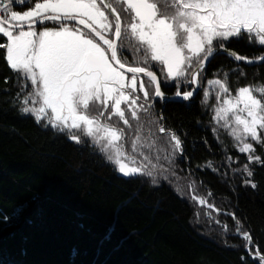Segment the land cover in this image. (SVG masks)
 <instances>
[{"label":"trees","instance_id":"16d2710c","mask_svg":"<svg viewBox=\"0 0 264 264\" xmlns=\"http://www.w3.org/2000/svg\"><path fill=\"white\" fill-rule=\"evenodd\" d=\"M225 47L247 58L264 55V47L243 36ZM3 52L0 264H257L250 251L264 254V144L254 143L252 153L261 162L239 152L235 139L213 118L225 95L217 100L207 82L226 78L235 95L242 86L264 82V64L244 67L219 55L202 71V90L192 103L163 106L153 98V123L141 113L145 146L133 153L135 128H126L124 147L138 161L143 160L139 152L150 156L156 167L148 165L151 176L125 177L91 144H77L19 111V85ZM124 56L132 62L128 51ZM152 70L161 76L156 67ZM162 86L174 95L171 82ZM191 88L180 85L181 92ZM160 125L180 138L182 154L172 155L167 133L157 131ZM245 164L251 177L243 171ZM193 196L214 207L200 205ZM242 233L251 236L248 248Z\"/></svg>","mask_w":264,"mask_h":264},{"label":"snow or ice","instance_id":"6c2138e0","mask_svg":"<svg viewBox=\"0 0 264 264\" xmlns=\"http://www.w3.org/2000/svg\"><path fill=\"white\" fill-rule=\"evenodd\" d=\"M15 4L29 7L20 12ZM47 22L58 27H45ZM37 25L42 27L37 30ZM242 36L264 47V0H0V49L16 74L19 111L77 144H91L125 177L152 175L147 170L151 157L139 152L143 160L138 161L125 151L124 141L126 128H135L132 152L145 146L141 113L153 123V98L165 99L162 83L176 88L171 99L188 101L195 88L181 92L180 85L198 87L200 73L217 50L234 61H264V55L247 58L226 49L225 42ZM207 83L217 100L226 97L214 109V120L222 122L248 161L261 162L252 153L253 142L264 144V82L242 86L235 95L226 78ZM204 95L207 99L210 93ZM157 131L167 133L172 155L182 154L175 133L162 125ZM243 171L253 175L247 164ZM245 183L256 187L251 180ZM192 199L207 205L203 198ZM241 235L248 248L250 234ZM250 255L264 264L258 249Z\"/></svg>","mask_w":264,"mask_h":264},{"label":"water","instance_id":"95a60500","mask_svg":"<svg viewBox=\"0 0 264 264\" xmlns=\"http://www.w3.org/2000/svg\"><path fill=\"white\" fill-rule=\"evenodd\" d=\"M47 23H49V22H47ZM37 26H38V25H37ZM226 49H227V48H226ZM228 50H230V49H228ZM230 51H232V52L238 54L237 52H235V51H233V50H230ZM219 55H226V56L230 57V56L227 54L226 51H224V50H217V51L214 53V55H213L212 57L209 58L208 62L205 64V67H204L203 70L207 69L208 66H209V64L212 62V60H213L215 57L219 56ZM238 55H240V54H238ZM240 56H241V55H240ZM242 57H243V56H242ZM230 58H231V57H230ZM236 62H237L239 65L244 66V67H254V66H260V65H263V64H264V61H261V62H259V63H253V64H248V63H246L244 60L236 61ZM157 75H158V74H157ZM201 75H202V72L200 73V76L198 77V83H199V86L197 87V86H195V85H192V88H195V91H194V94H193V96H192V98H191L190 100H188V101H184V100H182V99H175V100H173V99H171V98H172L174 95H173V96H169V95H167V94H165V99H164L163 101H161L160 98H154V99H159V100L162 102L163 106H165V105H166L167 103H169V102H179V103H185V104L192 103V102L198 97V95H199V93H200V91H201ZM158 77H159V75H158ZM143 78H146V77H143ZM146 79H147V78H146ZM162 91H163V87H162ZM251 242H252V239H251Z\"/></svg>","mask_w":264,"mask_h":264},{"label":"flooded vegetation","instance_id":"af4514ba","mask_svg":"<svg viewBox=\"0 0 264 264\" xmlns=\"http://www.w3.org/2000/svg\"><path fill=\"white\" fill-rule=\"evenodd\" d=\"M14 10H16V11H20V12H23V11H25V10H27L28 9V5L27 4H15L14 6ZM22 8V9H21ZM47 24V23H46ZM37 27V29H39L40 27H42L41 25H38V26H36ZM201 78H202V75H201ZM192 86V85H191ZM163 87V86H162Z\"/></svg>","mask_w":264,"mask_h":264},{"label":"rangeland","instance_id":"374dc122","mask_svg":"<svg viewBox=\"0 0 264 264\" xmlns=\"http://www.w3.org/2000/svg\"><path fill=\"white\" fill-rule=\"evenodd\" d=\"M37 30H39V29H37ZM215 43V42H214ZM139 86V85H138ZM226 98V97H225ZM219 124H221L222 125V122L221 123H219ZM236 141V140H235ZM237 142V141H236ZM255 142H253V144H254ZM197 198H199V197H197ZM205 200V199H204Z\"/></svg>","mask_w":264,"mask_h":264},{"label":"bare ground","instance_id":"6f19581e","mask_svg":"<svg viewBox=\"0 0 264 264\" xmlns=\"http://www.w3.org/2000/svg\"><path fill=\"white\" fill-rule=\"evenodd\" d=\"M201 90H202V85H201ZM201 92V91H200Z\"/></svg>","mask_w":264,"mask_h":264}]
</instances>
